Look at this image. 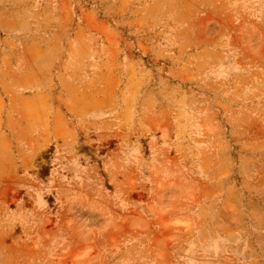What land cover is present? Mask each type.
I'll return each mask as SVG.
<instances>
[{
  "label": "rangeland",
  "instance_id": "1",
  "mask_svg": "<svg viewBox=\"0 0 264 264\" xmlns=\"http://www.w3.org/2000/svg\"><path fill=\"white\" fill-rule=\"evenodd\" d=\"M0 264H264V0H0Z\"/></svg>",
  "mask_w": 264,
  "mask_h": 264
}]
</instances>
